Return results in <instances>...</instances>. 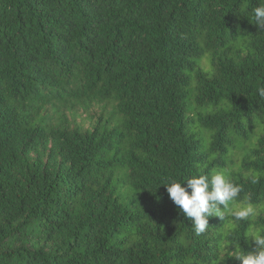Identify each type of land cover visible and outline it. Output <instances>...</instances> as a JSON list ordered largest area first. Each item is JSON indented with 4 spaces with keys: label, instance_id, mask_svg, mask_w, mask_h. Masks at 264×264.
<instances>
[{
    "label": "trees",
    "instance_id": "16d2710c",
    "mask_svg": "<svg viewBox=\"0 0 264 264\" xmlns=\"http://www.w3.org/2000/svg\"><path fill=\"white\" fill-rule=\"evenodd\" d=\"M0 264H264V0H0Z\"/></svg>",
    "mask_w": 264,
    "mask_h": 264
},
{
    "label": "rangeland",
    "instance_id": "374dc122",
    "mask_svg": "<svg viewBox=\"0 0 264 264\" xmlns=\"http://www.w3.org/2000/svg\"><path fill=\"white\" fill-rule=\"evenodd\" d=\"M81 119H85V117H84V115L80 118V119H78V121L80 122L81 121Z\"/></svg>",
    "mask_w": 264,
    "mask_h": 264
}]
</instances>
